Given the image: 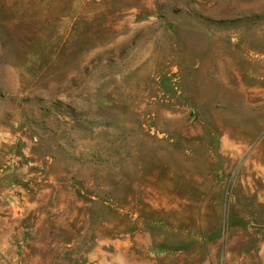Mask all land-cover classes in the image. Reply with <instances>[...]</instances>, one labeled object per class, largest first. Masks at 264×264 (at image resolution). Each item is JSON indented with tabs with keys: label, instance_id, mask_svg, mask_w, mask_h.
Returning <instances> with one entry per match:
<instances>
[{
	"label": "rangeland",
	"instance_id": "rangeland-1",
	"mask_svg": "<svg viewBox=\"0 0 264 264\" xmlns=\"http://www.w3.org/2000/svg\"><path fill=\"white\" fill-rule=\"evenodd\" d=\"M0 264H264V0H0Z\"/></svg>",
	"mask_w": 264,
	"mask_h": 264
}]
</instances>
